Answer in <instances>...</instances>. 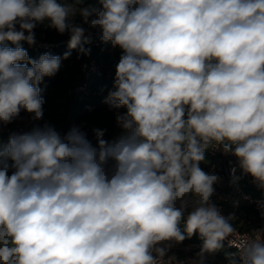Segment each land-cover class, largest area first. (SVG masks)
<instances>
[{
  "label": "clouds",
  "instance_id": "clouds-1",
  "mask_svg": "<svg viewBox=\"0 0 264 264\" xmlns=\"http://www.w3.org/2000/svg\"><path fill=\"white\" fill-rule=\"evenodd\" d=\"M38 25L69 35L63 59L90 55L88 29L121 49L104 102L126 111L96 146L49 124L0 144V264H184L168 253L194 235L190 264L226 240L228 264H264V229L235 242L212 200L222 178L201 167L233 156L264 190V0H0V126L43 118L62 57H29Z\"/></svg>",
  "mask_w": 264,
  "mask_h": 264
},
{
  "label": "trees",
  "instance_id": "trees-1",
  "mask_svg": "<svg viewBox=\"0 0 264 264\" xmlns=\"http://www.w3.org/2000/svg\"><path fill=\"white\" fill-rule=\"evenodd\" d=\"M87 3H93L95 0H86ZM76 22L80 23V17L76 18ZM87 28V25H84ZM35 34L43 41L49 43H58L69 39L67 33L61 35L53 29L46 28L44 25H38L34 30ZM9 46H13L9 44ZM22 46L27 50L31 59H38L42 54L48 52L53 55L61 56V67L59 71L52 77H45L40 87L42 96L45 100L43 105L44 115L40 120V126L49 124L61 135H65L69 130L70 119L74 122H84L88 127L87 137L96 146L97 138L95 130H104V140L111 142L119 134L120 129L116 125V115L119 110L111 109L104 101L110 90H113L114 76L116 65L122 54L121 49L113 48L111 44H105L99 41L97 48H91L90 55H79L76 50H71V56L63 59V54L70 51L68 43L58 45L50 52L40 50L34 52L26 42H22ZM93 59L98 67V73L90 77L89 94L84 96L82 100L76 97L75 89L83 80L80 66L83 62ZM85 104L92 106L91 111L84 109ZM126 111L122 108V112ZM9 137L0 131V144L6 145ZM210 159L205 154V162L202 163L204 168ZM248 216V215H247ZM252 227L254 219L248 216Z\"/></svg>",
  "mask_w": 264,
  "mask_h": 264
},
{
  "label": "built area",
  "instance_id": "built-area-1",
  "mask_svg": "<svg viewBox=\"0 0 264 264\" xmlns=\"http://www.w3.org/2000/svg\"><path fill=\"white\" fill-rule=\"evenodd\" d=\"M86 34H90L92 38V44L89 46L91 48H97L101 37L100 30L88 29ZM35 39L36 43L29 46L34 52H39L40 50L50 52L58 45L68 43L69 40L61 41L56 44L49 43L43 41L41 37L36 34ZM80 70L83 74V80L75 89V94L79 101L89 94L90 77L93 74L98 73V67L93 59H89L81 64ZM84 109L91 111L92 106L90 104H85ZM70 122L69 130L66 134L72 128H78L87 137L88 127L84 122L76 123L73 118L70 119ZM4 133L9 137V133L5 131ZM89 141L91 142V140ZM206 155L209 157L210 161L203 169L207 172L214 171L222 178V182L216 186V193L212 200L224 216L227 217L232 215L235 217L234 224L237 231L233 235V240L239 242L246 234H250L252 230L264 229V215L261 214L260 208L258 207V202L264 201V190L259 189L252 182L251 177L241 175L235 157L225 156L219 151L212 150L206 151ZM233 167H237L235 175L240 177L236 184L231 182V170ZM247 215H251L254 219V223L250 228H248L250 221L247 219ZM202 243L203 241L199 236L194 235L191 239H186L181 244L174 246L168 255H175L178 261H183L184 264H190V261L193 260L196 257V254L200 251ZM236 253L237 249L229 246L228 241L226 240L224 242L223 250L212 254H205L203 264H228L229 254Z\"/></svg>",
  "mask_w": 264,
  "mask_h": 264
},
{
  "label": "rangeland",
  "instance_id": "rangeland-1",
  "mask_svg": "<svg viewBox=\"0 0 264 264\" xmlns=\"http://www.w3.org/2000/svg\"><path fill=\"white\" fill-rule=\"evenodd\" d=\"M80 22H81V20H80ZM118 110L119 111L117 112V114L123 113L122 108L118 109ZM34 124L40 125V122L39 121H36V122L31 121V115L22 111L20 113V116L16 120H14L11 124L6 125V126H0V131L1 132L5 131V132L11 134L14 131L29 130L32 126H34ZM201 167H202V164H201ZM223 249H224V247H223Z\"/></svg>",
  "mask_w": 264,
  "mask_h": 264
}]
</instances>
